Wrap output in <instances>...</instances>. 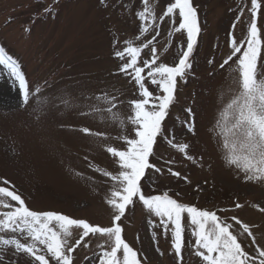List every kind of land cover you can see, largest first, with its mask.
Segmentation results:
<instances>
[{"label": "rangeland", "instance_id": "1", "mask_svg": "<svg viewBox=\"0 0 264 264\" xmlns=\"http://www.w3.org/2000/svg\"><path fill=\"white\" fill-rule=\"evenodd\" d=\"M170 2L173 0H150L158 18ZM259 2L258 26L264 39V0ZM192 4L201 29L190 57L192 68L186 82L177 81L175 101L150 158L162 171L146 170L142 190L146 195L167 193L181 203L216 212L233 225L241 246L257 257L258 264L256 249L264 248V211L260 210L264 208V181L247 180L242 171L228 164L216 129L218 114L232 95L229 89L238 87L233 83L236 58L224 68L221 64L231 55L233 37L238 43L247 39L251 0H192ZM142 9V0H0V46L19 63L30 87L42 89L39 98L34 96L28 105H20L18 98L8 104L1 95L0 79V186H14L12 190L31 210L112 226L113 210L106 199L116 182L102 172L115 175L120 168L106 147L124 150L126 145L117 139L121 130L111 115L95 112L90 106L106 108L97 98L116 95L124 101L118 114L131 115L128 101L137 98L138 89L130 77L119 72L122 61L115 52L127 41L140 45L155 35L151 27L140 34L142 22L137 13ZM180 19L177 15L176 25ZM172 29L167 17L159 23L160 34L154 41L157 63L178 62L180 46L186 47V30L169 35ZM150 58V48L143 49L141 59ZM260 65H264V50L258 59V72L264 74ZM148 86L149 90L156 87ZM189 123H194V132L188 130ZM84 127L107 136L84 134ZM132 133L133 126L128 124L127 134ZM173 135L174 143L189 145L192 160L167 143ZM233 217L251 227L255 244ZM119 223L123 239L137 251L142 264H181L171 226L165 232L160 218L139 200L128 207ZM183 223L182 264H205L195 255L194 226L187 214ZM78 239L80 230L73 228L72 244ZM105 240L99 234L85 237L70 253L73 264H99L102 249L98 245ZM0 261L30 264L23 253L3 244Z\"/></svg>", "mask_w": 264, "mask_h": 264}, {"label": "snow or ice", "instance_id": "2", "mask_svg": "<svg viewBox=\"0 0 264 264\" xmlns=\"http://www.w3.org/2000/svg\"><path fill=\"white\" fill-rule=\"evenodd\" d=\"M142 4L143 9L137 13L142 22L140 34L144 35L151 27L155 35L140 45L127 41L123 49L115 52V56L122 61L119 72L130 77L138 89L137 98L128 101L131 115L121 117L118 114L119 106L124 101L116 95L103 94L97 98L107 105L106 108L90 106L95 112L111 115L113 122L121 130L117 139L126 145L124 150L114 146L106 147V151L117 158L120 168L115 175L108 171L102 172L104 176L116 182L106 199L113 210L112 226L93 225L83 219H74L51 211H33L21 195L12 190L14 186H0V208L7 209L0 211V234H3L0 235V244L13 246L17 252L23 253L29 259L30 264H73L70 253L75 251L85 237L99 234L106 238L104 244L98 245L102 249L99 264H142L137 251L123 239V228L119 223L128 207L134 206L136 200H139L150 213L160 218L165 232L171 226L173 247L181 264L185 214L194 226L195 255L205 264H257V257L250 256L241 246L238 235L232 230L233 225L223 221L216 212L181 203L167 193L146 195L142 190L141 180L146 170L154 169L157 173L162 171L150 163V158L154 156L157 138L163 133V122L175 101L177 81L179 79L186 82V76L192 68L190 57L201 31L192 0H173L159 18L150 0H142ZM260 9L259 0H251L252 20L247 39L238 43L233 37L231 55L221 64V68H224L229 65V61H233V57L236 58L233 63L237 65V78L233 79V83L238 87L229 89L231 98L219 112L216 123V129L219 130L217 134L222 138L228 164L242 171L247 180L256 181H264V74L258 72V59L264 50V39L258 26ZM177 15L181 18L178 25ZM165 17L173 25L169 35H172L173 31L186 30L187 33L186 47L180 46L178 62L172 65L157 63L159 56L154 43L156 36L160 34L159 23H162ZM145 48H150V59H141ZM0 65L7 68L11 77L10 87L18 91L20 105H28L34 96L39 98L41 87H30L19 63L8 55L2 46ZM260 67L264 68V65ZM149 84L156 87L149 90ZM156 89H159V94ZM187 111L191 114L190 108ZM128 124L133 126L132 134H127ZM188 130L194 132V123H189ZM81 131L97 138L107 136L106 133L93 131L88 127L82 128ZM174 139L173 135L167 139V143L192 160L193 157L188 155L187 151L189 145L174 143ZM168 171L179 176V173L172 172V169ZM4 183L10 184L8 181ZM236 207L241 205L237 204ZM260 210L264 211V208ZM232 219L240 225L242 233L252 237V243L255 244L256 239L251 227L236 217ZM73 228L80 230V239L75 241V245L71 241ZM256 251L259 252L258 264H264V248L257 247ZM143 259L147 260V257Z\"/></svg>", "mask_w": 264, "mask_h": 264}, {"label": "bare ground", "instance_id": "3", "mask_svg": "<svg viewBox=\"0 0 264 264\" xmlns=\"http://www.w3.org/2000/svg\"><path fill=\"white\" fill-rule=\"evenodd\" d=\"M0 79L2 83V96L8 104L14 103L18 98V91L11 85V77L8 75V70L5 66L0 65Z\"/></svg>", "mask_w": 264, "mask_h": 264}]
</instances>
